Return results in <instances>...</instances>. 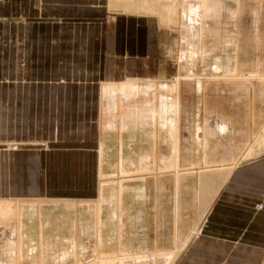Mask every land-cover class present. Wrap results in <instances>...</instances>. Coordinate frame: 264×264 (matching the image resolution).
<instances>
[{
	"label": "rangeland",
	"instance_id": "1",
	"mask_svg": "<svg viewBox=\"0 0 264 264\" xmlns=\"http://www.w3.org/2000/svg\"><path fill=\"white\" fill-rule=\"evenodd\" d=\"M107 1L103 2L106 8ZM213 1L190 0L193 7L195 3L202 6V26L192 25L185 33L180 28L170 30L154 15L150 1L142 2L146 8L141 11L127 2L121 7L141 12V31L150 33L153 40V59L144 63L143 76L155 71L157 77H173L183 47L194 53L190 67L193 62L206 67V77L214 75V84L234 93L238 107L231 105L229 95L224 97L214 90L186 91L199 103V107L189 106L191 115L196 116L194 119H218L214 124L227 123L228 129L217 131L211 124L206 136L193 133L182 138L170 136L160 124L135 123L131 118L126 126L107 128L105 123L112 117L102 113L101 90L99 133L94 138L95 143L99 141V176L95 170L92 194L86 198L0 197V264L176 263L201 232L228 175L243 161L264 153V0ZM39 2L13 0L15 35L37 32L32 23L28 27L23 16L35 17ZM110 3L121 8L116 0ZM153 3L159 6L157 1ZM117 14V10L110 9L105 16L102 30L106 41L113 37L117 25L121 26ZM17 52L15 44V84L21 78H36L37 74L99 81L95 70L88 76L77 72L73 75L70 70H40L38 66H48L43 64V57L42 64H38L36 52L29 57V71L23 70L26 58ZM233 64L240 68L233 71ZM123 77V70H111L110 79ZM22 93L15 85L14 98L21 100ZM63 93L70 96L76 92L71 89ZM97 99L95 92V110ZM213 107L232 112L233 116L220 119ZM259 264H264V258Z\"/></svg>",
	"mask_w": 264,
	"mask_h": 264
},
{
	"label": "crops",
	"instance_id": "2",
	"mask_svg": "<svg viewBox=\"0 0 264 264\" xmlns=\"http://www.w3.org/2000/svg\"><path fill=\"white\" fill-rule=\"evenodd\" d=\"M39 1L35 17L23 16L37 32L15 35L13 0H0V197L86 198L94 190L95 170L99 176L94 138L101 82L157 77L155 71L141 72L153 59V40L141 31L140 13L116 9L121 26L106 41L105 16L115 10L110 0L108 8L104 0ZM15 44L26 58L23 70L36 52L38 64L43 57L48 66L40 70L86 76L95 70L99 81L37 74L15 84ZM111 70H123L126 77L110 79ZM15 85L23 92L21 100L14 98ZM71 89L76 93H63ZM263 258L264 153L234 168L201 232L175 264H259Z\"/></svg>",
	"mask_w": 264,
	"mask_h": 264
},
{
	"label": "bare ground",
	"instance_id": "3",
	"mask_svg": "<svg viewBox=\"0 0 264 264\" xmlns=\"http://www.w3.org/2000/svg\"><path fill=\"white\" fill-rule=\"evenodd\" d=\"M143 1L144 0H116L120 7L123 5V2H127V5L129 7L133 9L136 8L138 9V11H141L145 7V5L142 3ZM147 1H150L149 4L155 8L154 15L164 20L170 30L180 28L182 29V32L185 33L187 31L189 32L188 28H190L192 25L202 26V23H200L199 21V15L203 11V9L201 8L202 6L200 7L198 3H195L194 5H196V7H193L192 2H190V0H155L159 3V6H156L153 3L154 0ZM209 2L215 1L209 0ZM114 7L115 6H113V8ZM209 7H211V4ZM121 9L122 7L120 8V11H125ZM186 36V38L188 39L190 34L189 36ZM193 54L190 53L188 50L184 49L183 47V49L179 52L180 57L178 56L180 63L179 69L176 75H174L173 77H166L162 75L157 78L128 77L123 82H101L103 83L102 92L104 99L102 104V113L107 114L108 112L112 117L110 121H107L105 123L107 128H109L111 125L118 126L119 128H121V126H126L130 122L129 119L131 118V122L135 123L145 121L149 124H160L162 125V128H164L170 134V136H179L182 138H188L190 137V134L193 133H196L195 135H197L198 137L206 136V134L209 132V126L211 124V126L217 127V131H221L222 128L228 129L227 123H224L225 125L222 124L221 126H217L216 124H214V121H217L218 119H194L196 116L193 117L191 115L189 106L197 107L199 103L198 100H191L188 95H186V91L189 92L194 90L198 91L199 93H204V91L207 90H214L217 91V93H219V95L221 96L225 97L229 95L231 105L238 107V103L235 102L236 96L234 95V93H232L231 91H226L224 87L221 88L220 86L214 84V75L211 78L206 77L205 73H203V69H206V67L196 65L193 61V67H190L191 65L188 63L191 62L190 58H192ZM239 68L240 65L233 64V71L238 70ZM258 80L260 81V79H257V81ZM214 111H216V114L220 117V119H223L224 117L231 118L233 116L232 112L226 113L225 110L221 108H214ZM107 116L109 115L107 114ZM232 121L234 120L232 119ZM232 124L233 123H231V125ZM106 131L108 132V130ZM221 137L223 138L222 135ZM193 140L195 141V139ZM190 145H188V147ZM193 146L194 145L190 147ZM230 177L231 173L228 175L227 179H229ZM146 188H148V186ZM144 189L145 188L143 187V190ZM214 190H216V192L218 193V189L215 188Z\"/></svg>",
	"mask_w": 264,
	"mask_h": 264
}]
</instances>
